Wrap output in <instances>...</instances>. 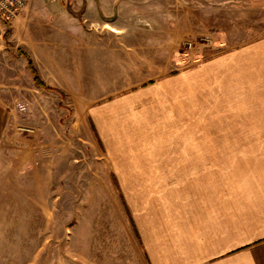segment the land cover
<instances>
[{
	"label": "rangeland",
	"instance_id": "1",
	"mask_svg": "<svg viewBox=\"0 0 264 264\" xmlns=\"http://www.w3.org/2000/svg\"><path fill=\"white\" fill-rule=\"evenodd\" d=\"M263 36L264 0H27L0 43V264H148L91 108Z\"/></svg>",
	"mask_w": 264,
	"mask_h": 264
},
{
	"label": "crops",
	"instance_id": "2",
	"mask_svg": "<svg viewBox=\"0 0 264 264\" xmlns=\"http://www.w3.org/2000/svg\"><path fill=\"white\" fill-rule=\"evenodd\" d=\"M90 115L148 264H264V36Z\"/></svg>",
	"mask_w": 264,
	"mask_h": 264
},
{
	"label": "built area",
	"instance_id": "3",
	"mask_svg": "<svg viewBox=\"0 0 264 264\" xmlns=\"http://www.w3.org/2000/svg\"><path fill=\"white\" fill-rule=\"evenodd\" d=\"M27 0H0V43L5 42L12 20L23 10Z\"/></svg>",
	"mask_w": 264,
	"mask_h": 264
},
{
	"label": "trees",
	"instance_id": "4",
	"mask_svg": "<svg viewBox=\"0 0 264 264\" xmlns=\"http://www.w3.org/2000/svg\"><path fill=\"white\" fill-rule=\"evenodd\" d=\"M30 64L32 65V63L30 62ZM35 80L38 81L39 85H42V81L38 78V76L35 74Z\"/></svg>",
	"mask_w": 264,
	"mask_h": 264
}]
</instances>
